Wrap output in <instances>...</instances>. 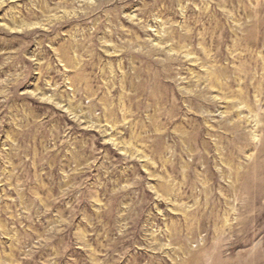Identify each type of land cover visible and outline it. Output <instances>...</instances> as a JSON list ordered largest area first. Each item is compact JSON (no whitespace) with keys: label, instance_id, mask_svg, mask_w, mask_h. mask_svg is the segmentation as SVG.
<instances>
[{"label":"rangeland","instance_id":"obj_1","mask_svg":"<svg viewBox=\"0 0 264 264\" xmlns=\"http://www.w3.org/2000/svg\"><path fill=\"white\" fill-rule=\"evenodd\" d=\"M0 264H264V0H0Z\"/></svg>","mask_w":264,"mask_h":264}]
</instances>
